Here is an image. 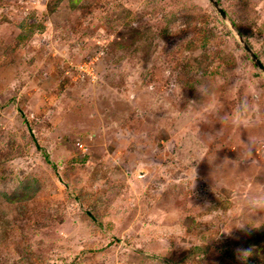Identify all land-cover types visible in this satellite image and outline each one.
Here are the masks:
<instances>
[{"label":"rangeland","instance_id":"374dc122","mask_svg":"<svg viewBox=\"0 0 264 264\" xmlns=\"http://www.w3.org/2000/svg\"><path fill=\"white\" fill-rule=\"evenodd\" d=\"M216 1L0 0V264H264V0Z\"/></svg>","mask_w":264,"mask_h":264},{"label":"water","instance_id":"95a60500","mask_svg":"<svg viewBox=\"0 0 264 264\" xmlns=\"http://www.w3.org/2000/svg\"><path fill=\"white\" fill-rule=\"evenodd\" d=\"M212 2V4L214 5V7L217 9V11L220 13L221 17L224 20L228 21V15L226 13V11L220 6L219 2L216 0H210ZM232 28H234L233 24L231 25ZM235 30V29H234ZM237 33V32H236ZM240 42L242 43L245 51L248 53V55L251 57V59L253 60V62L255 63V65L262 71L264 72V64L262 63V61L260 60V58L258 57V55L254 52V50L244 41L243 36L240 33H237Z\"/></svg>","mask_w":264,"mask_h":264}]
</instances>
